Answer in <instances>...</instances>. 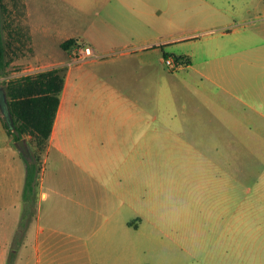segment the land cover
Segmentation results:
<instances>
[{
    "label": "rangeland",
    "instance_id": "1",
    "mask_svg": "<svg viewBox=\"0 0 264 264\" xmlns=\"http://www.w3.org/2000/svg\"><path fill=\"white\" fill-rule=\"evenodd\" d=\"M170 1L163 0L158 13L162 27L152 39L157 46L127 48V53L121 48L96 51L101 78L123 86L127 77L130 221L125 236L117 231L113 243L100 245L96 264H264V175L259 180L250 176L254 173L235 161L234 147L221 162L226 151L218 133H189L184 127L194 124L191 116L201 123L206 115L218 127L221 117L235 110L249 112L241 99L264 111V0H173L168 6ZM28 2L3 0L9 64L0 82L54 67L66 56L60 42L72 27L59 32L54 26L61 25L60 18H72L76 9L69 0H31L32 7L50 17L54 32L46 40L36 34V52ZM171 54L190 55L191 67L171 68L165 62ZM15 59L18 63H11ZM208 92L216 99L213 106L204 98ZM177 125L183 126L178 130ZM156 126L158 133H151ZM145 129L149 143L134 146ZM235 135L226 137L234 141ZM256 155L255 170L263 174L264 148H257ZM25 227L20 222L19 239L25 244L19 245L18 258L8 260L2 249L9 230L0 228V264H34L26 232L21 235Z\"/></svg>",
    "mask_w": 264,
    "mask_h": 264
},
{
    "label": "crops",
    "instance_id": "2",
    "mask_svg": "<svg viewBox=\"0 0 264 264\" xmlns=\"http://www.w3.org/2000/svg\"><path fill=\"white\" fill-rule=\"evenodd\" d=\"M69 1L77 13L73 12L69 19L60 18L61 25L54 26L59 32L72 27L69 33L63 32L64 40L83 41L95 51L125 49L123 53H127V48L143 50L158 45L152 43V39L159 35L162 27L158 13L163 0ZM27 9L30 35L37 52L36 34L46 40L47 36H54L50 35L54 32L50 33L53 29L48 22L50 17L32 7L31 0ZM62 50L66 56L55 60L53 66L71 54V46ZM183 55L191 62L185 68L191 67L190 55ZM99 63L95 59L64 66L59 104L47 144L41 152L36 199L21 198L25 161L0 115V228L9 230L2 249L6 260L9 256L18 258L19 245L25 244L19 239L23 221L26 229L21 235L25 236L26 232L34 264H96L100 245L113 243L117 231L121 236L127 233L130 222L127 221V77L123 86L110 84L97 71L99 68L95 65ZM201 74L214 82L208 74ZM204 98L212 102V106L216 100L210 92ZM241 101L250 111L235 110L234 115L221 117L223 122L218 127H212L210 120H205L206 115L201 123L194 116L184 117L194 123L184 127L189 133H218L220 148L226 151L220 161L226 162L227 151L234 147L237 150L235 161L259 180L264 173L255 170L254 163L259 161L257 148H264V137L260 136L264 133V111ZM181 126L177 125L176 129ZM150 132L158 133L157 126ZM150 132L145 129L132 144L145 147ZM228 132L236 134V140L229 141ZM30 137V134L22 137L27 149ZM139 223L140 220L134 224L135 230L139 229Z\"/></svg>",
    "mask_w": 264,
    "mask_h": 264
},
{
    "label": "trees",
    "instance_id": "3",
    "mask_svg": "<svg viewBox=\"0 0 264 264\" xmlns=\"http://www.w3.org/2000/svg\"><path fill=\"white\" fill-rule=\"evenodd\" d=\"M75 41L74 38H68L61 43V46L67 49L72 47ZM5 51L3 0H0V76L6 73L8 66ZM171 56L177 64L189 63V59L184 55L171 54ZM63 71L64 67L54 66L0 82L6 90L12 115L13 128L0 112L7 133L11 136L15 146H17L18 139L27 134L31 135L27 142L30 157H25L21 152L25 161V178L22 189L25 201L28 198L36 199L41 152L47 144L59 104L64 83Z\"/></svg>",
    "mask_w": 264,
    "mask_h": 264
},
{
    "label": "built area",
    "instance_id": "4",
    "mask_svg": "<svg viewBox=\"0 0 264 264\" xmlns=\"http://www.w3.org/2000/svg\"><path fill=\"white\" fill-rule=\"evenodd\" d=\"M99 55L94 50V48L80 40H76L75 43L71 47V54L69 55L68 59L63 60L62 62L57 63L56 67H64V66H71L73 64H80L83 62H88L91 60H95ZM165 62L171 68H177L180 64H177L173 57H166ZM184 65H187L185 63Z\"/></svg>",
    "mask_w": 264,
    "mask_h": 264
},
{
    "label": "water",
    "instance_id": "5",
    "mask_svg": "<svg viewBox=\"0 0 264 264\" xmlns=\"http://www.w3.org/2000/svg\"><path fill=\"white\" fill-rule=\"evenodd\" d=\"M0 112L2 116L7 120L8 124L13 128L12 115L8 104V97L3 85H0ZM16 144L19 147V149L22 151L23 155L29 158L30 155L25 143V139L24 138L18 139L16 141Z\"/></svg>",
    "mask_w": 264,
    "mask_h": 264
}]
</instances>
